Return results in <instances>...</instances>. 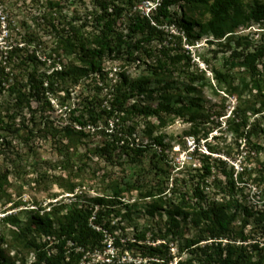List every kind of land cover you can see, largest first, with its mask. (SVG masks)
I'll return each instance as SVG.
<instances>
[{
  "label": "rangeland",
  "instance_id": "374dc122",
  "mask_svg": "<svg viewBox=\"0 0 264 264\" xmlns=\"http://www.w3.org/2000/svg\"><path fill=\"white\" fill-rule=\"evenodd\" d=\"M49 2H60L66 20H74L78 25L86 17L91 19L95 10L92 0H0V220L7 215L17 220L16 225L0 223V264H44L39 261L37 250L27 248L17 235L37 214L50 213L55 222L64 220L73 210H85L93 212L94 218L99 209L94 200L98 197L106 199L102 209L110 216L105 217L103 225L93 226L104 229V224L109 222L108 239L117 238L122 245L115 246L113 255L107 251L106 241L91 246L82 264H146L143 248L128 247V242L141 233H147V241L152 245L169 246L165 257L171 264L190 260L192 255L185 240L196 237L204 224L181 203L185 197L197 208L193 190L199 184L209 201L215 199L221 203L224 198H233L231 210L237 211L233 238H239L243 231L249 236L248 243L258 241L264 245V184L254 181V174L264 165V153L252 154L250 162L245 161L249 156L245 142L248 138L264 146L261 132L264 72L260 83H252L245 67L226 63L232 50L238 48V41L240 50L249 47L252 52L264 45V15L260 20L241 25L232 36L216 39L211 31H201V25L211 19L206 6L184 4L177 8L173 18H181L185 13L194 23V37L189 44L179 25L173 24L165 30L183 39L178 47V40L173 37L165 41L177 50L182 60L171 63L163 76L154 74L155 57L138 60L134 54L128 58L125 53L128 44L133 47L142 36L128 37L130 17L126 15L116 30L119 35L116 49L120 54L107 55L104 59L107 85L99 93L98 87L102 88L97 83L99 78L92 75L79 80L73 75H58L52 85H47V76L54 70L61 72L65 66L78 65L74 57L62 52L54 54L52 59L45 57L44 49L56 50L54 39L44 30ZM142 2L138 9L142 16H147L152 8L145 5L146 1ZM241 6L250 14L253 9L264 7V0H243ZM135 12L134 9L132 13ZM88 28L91 30V25ZM156 45L157 41L145 46ZM11 49L18 50L13 63L7 59ZM35 50L38 62L27 58ZM134 50L133 47L131 52ZM216 72L229 74L231 82L218 81ZM12 73L6 84L4 78ZM121 74L132 82L142 80L147 84L148 91L142 95L135 93L128 107L155 110L171 106L180 110L194 100L197 112L190 114L182 109L180 114L162 111L151 117H131L126 123L130 149L123 150L120 145L112 158L96 156L91 151L112 139L114 121L98 132L88 129L89 137L80 148L68 151L61 145V138L53 137L49 129L58 130L66 124L75 126L73 118L81 115L97 93L100 95L97 94L95 104H98L107 87L121 80ZM105 128L109 130L102 133ZM252 129L254 132L250 133ZM157 137L162 138L163 147L155 143ZM140 148L145 150L143 154L137 153ZM66 157L71 158L70 163ZM208 162L214 172L212 177L204 179L202 166ZM245 166L248 170L242 175ZM223 172L233 173V192L228 189ZM129 186L135 189L115 196L117 190ZM71 187L75 188L73 193L68 190ZM160 193L164 207L152 201L155 198L152 196ZM170 204L182 207L181 213L174 217L179 225L174 232L182 237L167 235ZM55 228L60 229L56 222ZM33 236L27 233V240ZM237 240L240 245V239ZM46 241L45 237H37L38 244ZM50 249L57 253L56 248ZM250 256L264 264L261 253L254 251Z\"/></svg>",
  "mask_w": 264,
  "mask_h": 264
},
{
  "label": "trees",
  "instance_id": "16d2710c",
  "mask_svg": "<svg viewBox=\"0 0 264 264\" xmlns=\"http://www.w3.org/2000/svg\"><path fill=\"white\" fill-rule=\"evenodd\" d=\"M143 0H92L94 12L91 14V19L86 17L84 22L80 25L75 24L74 20L69 22L63 14V6L60 2H49V13L44 16L45 21V34L54 39L56 50L50 48L44 49L46 59H52L53 55L62 52L67 57H74L78 65L72 67H63L61 72L54 70L51 75L47 76L48 84L52 85V80L58 75H73L76 80L82 76L99 78L97 83L102 88L98 87V92L102 93L106 78L104 73V59L107 55L120 54L116 49L119 46V35H117L118 22L126 15L130 17L129 23V38H136L141 35L142 38L137 40L134 44V51L131 52L133 47L128 44L126 54L129 57L136 54L137 59L156 58V66L154 74L156 76H163L171 63L181 61L182 56L178 54L176 49L171 48V44L166 43L167 38L173 37L178 40L177 47L182 45V37L174 34H168L165 30L171 25H179L187 36V41L191 44L193 39V21L187 19L185 13L181 18L174 19L173 16L177 15V8L184 4H202L206 6L208 14L211 19L206 25H201L202 33L211 31L216 39H222L227 35H233L235 31L241 26L245 25L251 20H260L264 15V7L259 9L255 8L250 14H246L242 10L243 0H160L156 10L150 12L149 15H143L138 9L143 3ZM156 2L158 0H144ZM135 13H132L133 10ZM78 21H81L78 19ZM92 23V24H90ZM91 25V30L88 27ZM243 39V38H242ZM157 41V45L146 47ZM122 42V41H121ZM127 43V42H125ZM212 43V42H211ZM117 46V47H116ZM238 48L232 50L226 63H231L235 67L246 68L249 71V76L252 83H260L263 78L264 72V45L258 47L255 51L248 48L240 50L239 41L237 42ZM55 51V52H54ZM118 51V52H116ZM17 49H11L8 52L7 59L9 58L12 63ZM28 60L38 62L37 51L28 54ZM70 69V70H69ZM12 74H8L4 82L9 83ZM121 80L118 83L108 86L105 96L98 100L99 103L95 104V99L100 95L99 93L93 97L91 103L86 105L81 111V115L74 117L73 121L76 124L63 125L60 129L55 130L50 128L53 137L59 136L61 138V145L69 150L77 151L83 144V141L89 137L87 130L100 131L101 127H108L110 121H114L113 135L110 141H107L103 146L95 148L93 155L106 156L112 158L114 153L120 146L121 149L129 148V134L126 128V123L135 115H144L147 117L159 115L162 111L168 113L180 114L182 109L189 111L190 114L197 112L195 101L192 100L189 105L184 106L177 110L171 106L166 108H158L155 110L138 109L132 105L128 107L131 99L135 93L139 95L148 91L145 82L140 80L138 83L129 80L126 75H120ZM218 81L230 83L229 74L215 73ZM160 78V77H159ZM147 81V79L145 80ZM3 85V84H2ZM249 87V86H246ZM162 90V89H161ZM160 90V91H161ZM258 93H262L260 89ZM106 103V104H105ZM74 113L78 110H73ZM86 113V114H85ZM0 123L1 116H0ZM1 125V124H0ZM106 132L107 128L102 129ZM254 129L250 131L253 133ZM264 135V129L261 130ZM52 137V136H51ZM248 138L247 146L249 156L245 160L250 162L251 155H259L264 153V146L254 143ZM65 142V144H62ZM155 143L163 147V140L161 137L155 138ZM138 154H143L144 149L137 150ZM246 157V156H245ZM68 163L71 158L66 157ZM203 178L207 179L213 176L214 168L211 163L203 164ZM248 168L245 166L241 170V174H245ZM227 179V186L230 192L235 189V180L233 173L223 172ZM253 175V173H250ZM254 181L264 184V165L261 166L260 171L254 174ZM174 184V183H173ZM74 187L68 190L73 193ZM117 189V187H116ZM135 189V186H129L126 190L120 189L116 191V197L121 196L124 192H130ZM194 198L197 201V208L191 206L187 200H182V205L189 209L190 213H195L199 220L203 222V227L198 231L196 237L186 239V247L190 251L192 258L190 260H180L177 264H261V261L253 260L250 256L254 251L261 253L264 257V245L256 241L254 244L248 243L249 236L241 231L239 238H233L232 232L234 223L237 219V211L232 212L233 198L218 203L215 199L209 201L208 195L201 189L200 184L194 190ZM155 197L152 201L157 203L158 207H164L166 204L160 196ZM160 196V197H158ZM98 206V212L93 218V212L85 210H73L64 220L58 219L60 229L55 228V222L51 219L50 213L37 214L33 220L26 225L24 230L17 235L20 239L26 242L27 248L37 250L39 261L44 264H81L89 247L101 245L104 241V233L97 231L93 225H103L105 217L110 214L104 212L102 209L106 205V199L98 197L94 200ZM170 209L167 211L170 218V227L168 233L174 236H180V233H175V227H179L174 217L179 215L182 211L181 206L170 204ZM156 208V206H155ZM54 213L58 208H54ZM187 212L186 216L190 215ZM93 218V220H91ZM3 225H16L17 220L12 215H7L0 220ZM110 223L106 222L103 226L104 230L109 229ZM34 234L31 240H27V233ZM16 234V233H15ZM37 237H45L47 241L43 244L37 243ZM3 241V236H2ZM58 240L55 243V240ZM240 239L239 244L238 240ZM156 243V238L153 239ZM226 241V242H224ZM55 243V244H54ZM114 244L116 247L121 246V242L115 238ZM130 249L140 247L142 249V257L147 259L146 264H171L165 253H169V246L167 244L152 245L147 241V233L137 234L134 240L128 242ZM50 248H56L57 253H52ZM81 249V250H79ZM1 251V249H0ZM130 264H135L131 262Z\"/></svg>",
  "mask_w": 264,
  "mask_h": 264
},
{
  "label": "built area",
  "instance_id": "2783aa9c",
  "mask_svg": "<svg viewBox=\"0 0 264 264\" xmlns=\"http://www.w3.org/2000/svg\"><path fill=\"white\" fill-rule=\"evenodd\" d=\"M159 1H160V0H158V1H156V2H150V1H146V2H145V5H149V6H151L150 8H152V9L149 11V13H147V15H149L151 11L156 10V7L158 6ZM93 227H94V226H93ZM94 228H95V227H94ZM95 229H96L97 231H99V232L104 233V236H105V237H104V238H105L104 241H106L105 244H106V249H107V251H108V252H111L112 255L115 254L117 248L115 247L114 240H113V239H108V237H107L108 232H107L106 230H104V229H100V228H95ZM105 232H106V233H105ZM85 257H86V255H85ZM85 257L83 258L82 262H84ZM82 262H81V264H82ZM134 263H136V262H134ZM84 264H85V263H84Z\"/></svg>",
  "mask_w": 264,
  "mask_h": 264
}]
</instances>
